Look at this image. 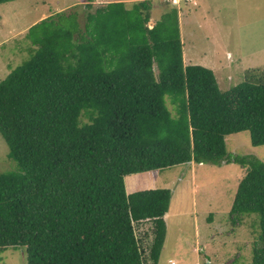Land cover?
<instances>
[{"label":"trees","instance_id":"1","mask_svg":"<svg viewBox=\"0 0 264 264\" xmlns=\"http://www.w3.org/2000/svg\"><path fill=\"white\" fill-rule=\"evenodd\" d=\"M128 2L86 3L83 24L74 8L35 21L33 51L0 78V133L17 165L0 172V252L24 249L26 264H157L171 189L127 191L125 175L236 162L229 213H259L251 262L264 264V161L225 139L247 129L264 143V78L221 89L211 68L183 62L175 4L160 1L148 25L152 0Z\"/></svg>","mask_w":264,"mask_h":264},{"label":"rangeland","instance_id":"2","mask_svg":"<svg viewBox=\"0 0 264 264\" xmlns=\"http://www.w3.org/2000/svg\"><path fill=\"white\" fill-rule=\"evenodd\" d=\"M108 1L112 0L0 2V78L33 51L35 46L27 34L32 23L55 11L74 8L78 9L79 21L83 24L88 9L86 3L94 7ZM160 1L172 3L169 0H152L148 25L154 24L163 10ZM202 1L207 12H195L192 16L187 25L192 33H189V39L193 52L200 53L202 57L212 55L214 65H221L223 81L218 77L219 87L226 89L242 80L264 78V0H258L257 6L250 8L244 5L249 6L252 0H234L230 27L229 20L226 21L229 17L227 5L215 11L211 9L213 0ZM195 4L196 0H180L175 5H190L193 10H199L200 3ZM253 18H257L256 23L252 22ZM182 29L186 42L187 30L185 26ZM203 61L208 62L209 59ZM166 102L172 108L168 98ZM225 139L230 153L253 154L264 161V143L253 145L249 130L230 133ZM16 167V161L8 155V145L0 133V172ZM243 172V166L236 162L217 165L190 161L125 175L127 190L143 186L171 189L169 205L175 210L167 220L166 248L161 251L158 264H168L169 257L175 264H252L253 244L260 234L259 213L249 212L240 219L229 213ZM0 264H26L25 250L7 248L1 251Z\"/></svg>","mask_w":264,"mask_h":264},{"label":"crops","instance_id":"3","mask_svg":"<svg viewBox=\"0 0 264 264\" xmlns=\"http://www.w3.org/2000/svg\"><path fill=\"white\" fill-rule=\"evenodd\" d=\"M123 1H127L128 2V0H123ZM213 1L214 2H212V4H211V9L214 8L215 11H217L219 8H221L223 6L225 7L226 5L229 8L228 9V11H229V13H228L229 14V17H226V21L229 20V22H230L229 27H230V25H231V23L233 21V18H232L233 17V11L232 10L234 8V4H233L234 3V0H225L226 2H224V0H222V1L213 0ZM197 3L198 4L200 3V7L198 8L199 10H193L192 7H190V5H185V6H181V7L180 6H177L178 7V12H179L178 13V21H179L180 37H181V42H182V57H183V62L185 64L197 63V64H201V65L207 66V67H209V68H211L213 70V72L215 73V76H217L216 79H218V77H219L223 81L221 65H219V66L217 65V67L214 65V62L212 60V55L207 56V54H205V56L202 57V55L200 53H195L192 50V45L193 44H191V40L189 39L190 38V34L189 33H191V31L188 30L187 25L191 21L192 16L195 14V12H197V13L199 12V13H202V14L205 13V12H207L206 11L207 10L206 7L203 6L204 5V2L202 0H196V4L195 5H197ZM257 4H258V0H252L251 2H249V6L248 5H244V6L247 7V8H250L251 6L256 7ZM231 14H232V16H231ZM247 15H250V14L248 13ZM204 18H205V16H204ZM256 19L257 18H253L252 22L253 23H256ZM183 26H185V30H187V36L188 37L186 38L187 39L186 42L184 41V38H183V34H184V30L182 29ZM213 33L215 35V32L214 31H213ZM202 50L203 49H201V51ZM207 58L209 59L208 62L203 61V59H207ZM134 180H137V177ZM132 182L129 185H132ZM132 187H134V186H132ZM143 188H146V187L143 186ZM136 189H141V187L135 188L133 190H136ZM127 191H131V190H127ZM174 210L175 209L174 208H171L170 205H169L168 206V209H167V212L165 213V216L164 217H165V222H166V230H167V220L171 216V214L174 212ZM165 236H166V233H165ZM165 239L166 238H164L163 247H162L161 251L164 248H166V245H165L166 244L165 243L166 241H165ZM169 259L174 260L173 258L169 257L168 258V264H170L169 263Z\"/></svg>","mask_w":264,"mask_h":264},{"label":"built area","instance_id":"4","mask_svg":"<svg viewBox=\"0 0 264 264\" xmlns=\"http://www.w3.org/2000/svg\"><path fill=\"white\" fill-rule=\"evenodd\" d=\"M169 1L172 2L173 4H176V5H177V3L180 2V0H169ZM184 1L186 2V1H190V0H184ZM169 263L175 264L174 260H171V259H169Z\"/></svg>","mask_w":264,"mask_h":264}]
</instances>
